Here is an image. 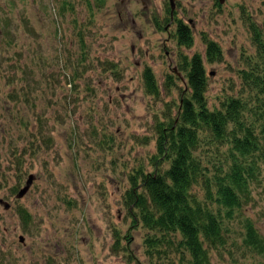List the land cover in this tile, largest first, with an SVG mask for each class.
<instances>
[{
	"label": "rangeland",
	"instance_id": "1",
	"mask_svg": "<svg viewBox=\"0 0 264 264\" xmlns=\"http://www.w3.org/2000/svg\"><path fill=\"white\" fill-rule=\"evenodd\" d=\"M170 15L168 0H0V200L10 206L0 204V264H190L178 237L148 248L152 232L125 203L129 177L153 171L158 123L189 92L184 57L203 60L209 109L245 96L239 72L255 55L250 22L264 40V0H175ZM205 40L219 60H207ZM215 146L197 151L209 173L230 166L228 145ZM262 160L209 264H264L243 227L249 220L264 243Z\"/></svg>",
	"mask_w": 264,
	"mask_h": 264
},
{
	"label": "trees",
	"instance_id": "2",
	"mask_svg": "<svg viewBox=\"0 0 264 264\" xmlns=\"http://www.w3.org/2000/svg\"><path fill=\"white\" fill-rule=\"evenodd\" d=\"M250 23L255 55L246 59V69L239 72L245 96L227 97L217 109H209L203 60L199 54L189 60L184 57L180 71L186 73L189 92L181 95L175 115L158 123L153 171L135 169L124 197L129 213L152 232L146 240L148 248L168 242L170 236L178 237L176 243L182 253L188 252L190 264H209V248L226 244L224 220L232 219L249 199L247 185L255 178L258 157L264 162V40ZM176 36L181 45H192L190 29L181 21ZM205 41L207 60H219L217 44ZM144 80L147 91L157 94L149 70L144 72ZM204 143L215 144L216 149L228 145L230 166L226 171L212 166L209 173L197 157ZM243 227L245 245L263 253L264 243L252 223L245 220Z\"/></svg>",
	"mask_w": 264,
	"mask_h": 264
},
{
	"label": "water",
	"instance_id": "3",
	"mask_svg": "<svg viewBox=\"0 0 264 264\" xmlns=\"http://www.w3.org/2000/svg\"><path fill=\"white\" fill-rule=\"evenodd\" d=\"M169 1V5H170V9H171V15L173 14V10L175 8V0H168ZM219 4H222L225 0H216ZM33 176H29L28 180L26 181V184L23 188H21L18 193L16 194V198L17 199H21L29 190L30 186L33 183ZM0 204L3 205V207L7 210L9 209V204L6 202H3L2 200H0ZM19 240L21 242H23V237H19Z\"/></svg>",
	"mask_w": 264,
	"mask_h": 264
},
{
	"label": "flooded vegetation",
	"instance_id": "4",
	"mask_svg": "<svg viewBox=\"0 0 264 264\" xmlns=\"http://www.w3.org/2000/svg\"><path fill=\"white\" fill-rule=\"evenodd\" d=\"M170 18L172 19L173 18V14L172 15H170ZM176 28H177V26H176ZM18 193V192H17Z\"/></svg>",
	"mask_w": 264,
	"mask_h": 264
}]
</instances>
